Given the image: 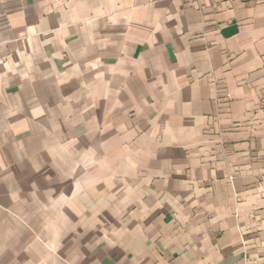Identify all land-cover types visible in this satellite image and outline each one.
Returning <instances> with one entry per match:
<instances>
[{"label":"crops","instance_id":"obj_1","mask_svg":"<svg viewBox=\"0 0 264 264\" xmlns=\"http://www.w3.org/2000/svg\"><path fill=\"white\" fill-rule=\"evenodd\" d=\"M0 264H264V0H0Z\"/></svg>","mask_w":264,"mask_h":264}]
</instances>
